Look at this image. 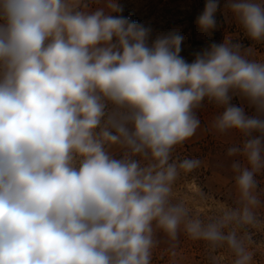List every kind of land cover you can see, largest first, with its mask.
<instances>
[{
    "label": "clouds",
    "instance_id": "9594fccd",
    "mask_svg": "<svg viewBox=\"0 0 264 264\" xmlns=\"http://www.w3.org/2000/svg\"><path fill=\"white\" fill-rule=\"evenodd\" d=\"M119 0H0V264H153L161 237L206 246L210 264H255L264 225V60L224 38L182 55L180 31L121 15ZM264 43V0H205ZM238 101V103H234ZM217 109L232 203L209 216L175 196L201 166L178 147ZM200 199H206L203 193ZM175 256V251L172 252Z\"/></svg>",
    "mask_w": 264,
    "mask_h": 264
},
{
    "label": "rangeland",
    "instance_id": "374dc122",
    "mask_svg": "<svg viewBox=\"0 0 264 264\" xmlns=\"http://www.w3.org/2000/svg\"><path fill=\"white\" fill-rule=\"evenodd\" d=\"M224 22V38L240 41L245 47L251 46L252 58L264 60V43L248 40L230 18L224 19ZM204 112V115H199L201 127L196 135L176 150V155L181 159L198 158L201 166L192 173L182 175L175 185L174 193L178 199L186 201L194 212L209 216L232 203L233 182L229 169L230 158L226 156V150L239 137L236 134L220 136L212 132L210 124L217 109L206 105ZM259 179L264 186V176ZM201 193L206 197L203 201L200 199ZM253 241L255 264H264V225L253 230ZM173 251L175 256L172 255ZM214 255L217 264H230L231 258L226 252L217 251ZM153 264H210V258L203 242L191 240L181 234L174 250L161 237V243L154 253Z\"/></svg>",
    "mask_w": 264,
    "mask_h": 264
},
{
    "label": "trees",
    "instance_id": "16d2710c",
    "mask_svg": "<svg viewBox=\"0 0 264 264\" xmlns=\"http://www.w3.org/2000/svg\"><path fill=\"white\" fill-rule=\"evenodd\" d=\"M119 3L123 7L122 16L151 29L150 39L178 29L185 37L181 55L188 62L211 43L224 40L226 25L220 12L216 16L218 27L210 36L201 35L196 26V18L203 11L205 0H119ZM223 3L221 0V6ZM234 103L238 102L234 100ZM205 107L198 115L205 114Z\"/></svg>",
    "mask_w": 264,
    "mask_h": 264
}]
</instances>
